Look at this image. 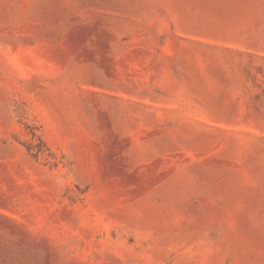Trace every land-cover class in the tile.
<instances>
[{"label": "rangeland", "instance_id": "374dc122", "mask_svg": "<svg viewBox=\"0 0 264 264\" xmlns=\"http://www.w3.org/2000/svg\"><path fill=\"white\" fill-rule=\"evenodd\" d=\"M0 264H264V0H0Z\"/></svg>", "mask_w": 264, "mask_h": 264}]
</instances>
